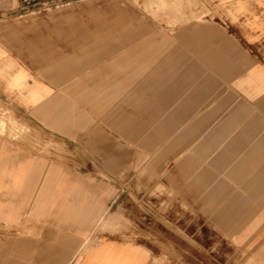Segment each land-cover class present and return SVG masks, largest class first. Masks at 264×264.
<instances>
[{
	"label": "crops",
	"instance_id": "1",
	"mask_svg": "<svg viewBox=\"0 0 264 264\" xmlns=\"http://www.w3.org/2000/svg\"><path fill=\"white\" fill-rule=\"evenodd\" d=\"M30 1L0 0V12ZM39 1L51 2L55 13L0 26V105L8 115L17 112L39 142L16 146L9 127L0 135V224L16 219L15 195L18 205H31L33 184L42 179L39 207L56 206L60 196L65 214L82 213L80 197L68 200L80 188L53 184L57 164L41 153L54 140L73 153L77 170L82 151L89 167L102 165L100 151L106 168L126 166L130 155L156 174L167 168L168 181L184 183L185 199L213 216L215 230L246 241L247 256L223 255V263L264 264V0H217L223 14L185 15L199 25L177 33L162 29L172 19L150 20L121 0ZM209 70L216 74L211 83ZM130 135L136 147L128 145ZM100 214L95 230L110 215ZM201 230L196 245L224 246L210 242L214 227ZM169 240L184 249V264L221 262V255H194L192 238ZM92 241L67 245L79 249L73 257L60 251V264L79 257V264H154L146 244ZM15 247L0 243V264H18Z\"/></svg>",
	"mask_w": 264,
	"mask_h": 264
},
{
	"label": "rangeland",
	"instance_id": "2",
	"mask_svg": "<svg viewBox=\"0 0 264 264\" xmlns=\"http://www.w3.org/2000/svg\"><path fill=\"white\" fill-rule=\"evenodd\" d=\"M126 8L137 11L140 15L152 20L153 18L162 19L166 17L172 19L171 22L161 23L162 29L173 32L182 31L187 24L190 26L199 25L198 23H186L185 15L193 20L199 19L202 14L215 16L223 14L217 0H121ZM37 2H31L33 6H23L0 12V26L10 21L24 23L30 18H38L55 13L56 8L51 2H46V6L38 5ZM208 3V8L206 4ZM203 7V11H202ZM60 10V9H58ZM201 14V15H200ZM150 25H157L150 23ZM208 78L210 83L216 78L214 71L209 70ZM11 128L16 146L29 141L32 148L38 146V138L28 129L27 125L20 118L17 112L14 115H8L5 108L0 105V135H6L7 129ZM121 135L112 136L114 139ZM104 139L106 136H103ZM110 139V136H107ZM120 140V139H119ZM105 141V140H103ZM108 142V140H106ZM127 142V140H124ZM128 145L136 147L135 135L129 136ZM38 154V150L31 152ZM48 161L56 163V176L53 184L65 183L69 188L78 186V193L72 191L68 197L69 203L72 198L80 197L82 213L65 214V205L63 199L58 196L57 205L47 208L36 204V196L44 179L36 182L35 190L32 194L30 206L18 205L22 202L20 195H15L16 200V219L8 224H0V243L8 241L10 245L15 244V255L18 258V264H60L58 255L63 251L67 255V250L75 255L79 249L67 245L79 244L80 239L90 237L93 247L100 241L114 240L133 244H146L151 249V255L154 264H184L181 262V253L184 249L169 246L170 240L183 242L185 238H192L194 255H207L210 259L216 260L221 255V262L210 264H227L222 262V256L233 254L247 256L249 248L241 246L246 241L235 240L230 233L218 232L215 230L209 218L213 216L200 214V209L196 206H190V200L185 199L184 183H175L168 181L169 171L161 169L159 173H154L149 166L136 165V156L129 157L126 166L115 165L113 168L103 166L102 154L97 151L96 166L87 165L88 161L81 152V165L74 168L70 166L73 153L60 150V141L48 140L45 151ZM22 155V151L16 150V157ZM93 154V152H91ZM151 159V158H150ZM149 158H146L147 164ZM119 162L118 158L113 159V163ZM66 170H64L60 167ZM69 164V166H68ZM76 166V165H75ZM161 169V170H160ZM74 174L81 176V182H73ZM63 180H66L65 182ZM51 200V195L47 194L45 201ZM191 202H193L191 200ZM65 206V207H64ZM73 208V207H72ZM109 210L110 215L106 217L104 224L99 229L93 228V220L99 217L104 211ZM177 211L175 214L174 212ZM112 216V218H111ZM1 222V221H0ZM188 226L197 227L198 230H174V226L180 228ZM179 226V227H178ZM214 227V231L208 232L210 242L217 243L220 239L225 244L217 246L204 247L196 245L197 236L201 237L205 231L201 228ZM171 228V229H170ZM94 229V230H93ZM192 234V236H190ZM182 240V241H180ZM230 243V245H227ZM90 244V245H91ZM234 244V245H233ZM155 245V246H153ZM6 249V246L4 247ZM23 259L25 261H23ZM71 259V258H70ZM80 257L74 262L67 259L61 264H79ZM17 264V263H16ZM232 264V263H231Z\"/></svg>",
	"mask_w": 264,
	"mask_h": 264
},
{
	"label": "built area",
	"instance_id": "3",
	"mask_svg": "<svg viewBox=\"0 0 264 264\" xmlns=\"http://www.w3.org/2000/svg\"><path fill=\"white\" fill-rule=\"evenodd\" d=\"M31 2H37V1H36V0H31L30 3H31ZM38 5H42V6L45 7V6H46V3H41V2H40V3H37V4H36V6H38ZM51 6L53 7V5H51ZM54 7H55V6H54ZM55 8H56V7H55Z\"/></svg>",
	"mask_w": 264,
	"mask_h": 264
},
{
	"label": "bare ground",
	"instance_id": "4",
	"mask_svg": "<svg viewBox=\"0 0 264 264\" xmlns=\"http://www.w3.org/2000/svg\"><path fill=\"white\" fill-rule=\"evenodd\" d=\"M3 71H5V70H3Z\"/></svg>",
	"mask_w": 264,
	"mask_h": 264
}]
</instances>
